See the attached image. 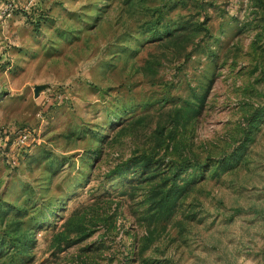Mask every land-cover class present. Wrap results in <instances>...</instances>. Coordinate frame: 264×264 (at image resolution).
I'll use <instances>...</instances> for the list:
<instances>
[{
  "label": "rangeland",
  "instance_id": "374dc122",
  "mask_svg": "<svg viewBox=\"0 0 264 264\" xmlns=\"http://www.w3.org/2000/svg\"><path fill=\"white\" fill-rule=\"evenodd\" d=\"M0 264H264V0H0Z\"/></svg>",
  "mask_w": 264,
  "mask_h": 264
},
{
  "label": "built area",
  "instance_id": "2783aa9c",
  "mask_svg": "<svg viewBox=\"0 0 264 264\" xmlns=\"http://www.w3.org/2000/svg\"><path fill=\"white\" fill-rule=\"evenodd\" d=\"M27 137H25V139H26Z\"/></svg>",
  "mask_w": 264,
  "mask_h": 264
}]
</instances>
